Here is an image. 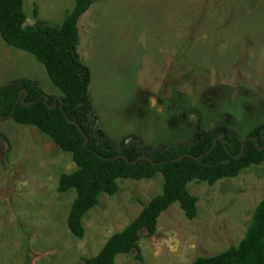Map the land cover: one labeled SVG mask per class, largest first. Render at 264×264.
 I'll use <instances>...</instances> for the list:
<instances>
[{"label":"rangeland","instance_id":"1","mask_svg":"<svg viewBox=\"0 0 264 264\" xmlns=\"http://www.w3.org/2000/svg\"><path fill=\"white\" fill-rule=\"evenodd\" d=\"M21 3L23 26H59L73 6ZM76 28L78 57L90 70L89 124L114 149L135 143L154 153L199 131L243 138L264 122V0H93ZM22 79L60 96L32 54L0 37V88ZM262 167L211 185L189 182L196 216L173 202L155 233L140 236V258L121 253L115 264H189L236 245L263 196ZM75 169L71 154L38 128L0 117V264H83L161 192L160 173L117 178V192L99 194L75 237L66 224L75 193L57 190L59 175Z\"/></svg>","mask_w":264,"mask_h":264},{"label":"trees","instance_id":"2","mask_svg":"<svg viewBox=\"0 0 264 264\" xmlns=\"http://www.w3.org/2000/svg\"><path fill=\"white\" fill-rule=\"evenodd\" d=\"M93 0H73L59 26L36 24L23 26L25 15L21 0H0V37L10 46L32 54L42 64L51 83L59 90L61 107L52 104L53 97L43 99V91L30 79H22L0 88V117H9L17 123L32 125L45 133L62 150L71 154L76 169L61 173L57 190L72 189L75 196L70 204L66 224L68 230L81 238L84 234L82 217L98 203L101 192L114 194L118 190L117 178L140 180L162 176L161 192L142 205L141 210L120 231L112 233L99 251L84 257L83 264H115L117 254L136 252L140 258L139 238L152 236L157 218L173 202H177L185 216H196L197 197L192 195L187 184L193 180L211 185L224 177H234L250 165L263 163L264 122L254 125L243 138L228 129L221 133L199 131L186 144L171 143L154 153L143 152L135 143L122 144L114 149L101 132L89 124L91 104L87 97L90 81L89 67L81 62L76 50L78 40L76 21L92 4ZM36 6H34V15ZM20 99L16 102L20 90ZM185 110V107H181ZM75 121L81 128L78 131ZM211 151L213 138L218 136ZM84 135L87 143L84 145ZM245 140L242 154L237 156ZM190 153L200 159L179 155ZM139 155L152 158L135 164L130 162ZM123 156L129 162L126 163ZM143 231L144 233H141ZM189 264H264V186L263 196L256 205L250 223L241 240L226 250L213 255L196 256Z\"/></svg>","mask_w":264,"mask_h":264},{"label":"water","instance_id":"3","mask_svg":"<svg viewBox=\"0 0 264 264\" xmlns=\"http://www.w3.org/2000/svg\"><path fill=\"white\" fill-rule=\"evenodd\" d=\"M21 92L26 93L25 90H23V89L20 90L16 102L20 99ZM42 96H43L44 101L47 102L48 96L45 95V94H42ZM20 101L23 102V98H21ZM57 101H58V105L61 107L62 100H61L60 96H56V97H54V98L52 99V104H51V105H48V108H52V107H54V106L56 105ZM69 121H70L71 123L75 124L76 127H77V129H78V131L81 132V128H80V126H79L75 121H71V120H69ZM216 140H220L221 142H223V140H222V138H221L220 136H216L215 138H213V141H212V145H211V147H210L206 152H209V151L212 150V148H213L214 145H215ZM245 140H246V139H243V141H242V143H241V146H240L239 153H238L237 156H240V155L242 154V151H243V148H244ZM248 140H253V141L256 143V146H257L258 148H263V147H264V144H263L261 147L258 146V144H257V139H256L255 137H248ZM86 143H87V136L84 135V141H83V144L85 145ZM203 154H204V153H202V154H200V155H198V156H194V155H192V154H190V153H184V154H182V155H179L175 160H178V159L182 158L183 156H186V157H189V158H192V159L197 160V159L202 158ZM123 158H124V160H125L126 163L129 162V160H128L125 156H123ZM140 159H145V160L149 161L151 164H154V161L152 160V158L149 157V156H145V155H139L136 159H134V160L131 161L130 163H131V164H135V163H136L138 160H140Z\"/></svg>","mask_w":264,"mask_h":264}]
</instances>
